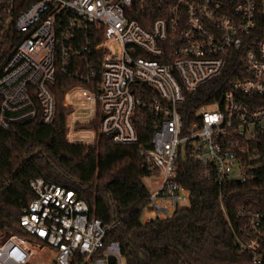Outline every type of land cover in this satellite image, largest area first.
<instances>
[{
	"label": "built area",
	"instance_id": "1",
	"mask_svg": "<svg viewBox=\"0 0 264 264\" xmlns=\"http://www.w3.org/2000/svg\"><path fill=\"white\" fill-rule=\"evenodd\" d=\"M14 3L0 1L8 15ZM14 26L23 38L0 74V128L38 113L44 124L54 121L58 69L97 79L96 91H83L99 108L102 135L131 145L139 124L153 130L143 155L157 173L144 177L143 221L190 205L176 179L182 157L219 185L247 183L264 167V0H33ZM229 68L227 90L185 125L186 97ZM29 187L33 198L19 222L35 241L2 238L0 264H125L120 243L108 239L116 223L91 217L74 190L41 177ZM235 223L239 252L264 264V210L242 207Z\"/></svg>",
	"mask_w": 264,
	"mask_h": 264
},
{
	"label": "trees",
	"instance_id": "2",
	"mask_svg": "<svg viewBox=\"0 0 264 264\" xmlns=\"http://www.w3.org/2000/svg\"><path fill=\"white\" fill-rule=\"evenodd\" d=\"M31 2L15 0L10 15L0 4V74L10 52L23 38L15 29V18ZM6 18L10 20L3 26L1 21ZM230 70L203 86L197 97H186L181 111L185 125L194 120L199 106L223 95L231 80ZM96 81L82 82L58 69L51 85L56 103L54 121L44 124L38 113L31 123L0 128V237L16 235L35 241L19 220L21 208L33 198L29 182L41 177L74 190L88 203L91 217L117 224L108 239L120 243L125 264H251L236 247L229 223L236 226L242 207L264 210V167L247 183L219 185L213 177L205 176L195 161L182 157L176 179L190 192V205L177 208L172 217L143 221L141 210L149 199L144 177L157 173L143 155L152 147L151 125L145 120L139 124L136 144H114L99 131L97 106L91 121L76 124V129L94 131L95 141L89 143L90 132L71 131L68 135L67 116L72 111L66 105L68 91L71 103L83 101L85 96L91 102L84 91H96ZM78 115V111L73 113L69 123Z\"/></svg>",
	"mask_w": 264,
	"mask_h": 264
},
{
	"label": "crops",
	"instance_id": "3",
	"mask_svg": "<svg viewBox=\"0 0 264 264\" xmlns=\"http://www.w3.org/2000/svg\"><path fill=\"white\" fill-rule=\"evenodd\" d=\"M69 92L70 91H68V93ZM68 93H67V96H68ZM85 95H86V93H85ZM67 96H66V105L72 108V111L67 116L68 135L70 134L71 131H73V132H76V131L90 132L92 139L89 143H93L96 139V133L94 131L87 130V129H76L77 123H87V122L91 121L96 116V107H95V104H94L92 97H90L91 102L89 101V98L87 96H85V97H83L84 102L79 100V99H76L73 101V103H71L68 101ZM87 110L89 113L85 115V113H83V112H87ZM77 111L79 113L78 117H74L73 119H71L72 121H70V123H69L68 120H69L70 116ZM68 141L71 143H79V142H75V141H70L69 139H68Z\"/></svg>",
	"mask_w": 264,
	"mask_h": 264
},
{
	"label": "rangeland",
	"instance_id": "4",
	"mask_svg": "<svg viewBox=\"0 0 264 264\" xmlns=\"http://www.w3.org/2000/svg\"><path fill=\"white\" fill-rule=\"evenodd\" d=\"M19 237V236H18ZM19 238H21V237H19ZM2 238L0 237V240H1ZM22 239H24V238H22ZM32 252H34V253H36L37 255H38V248L37 247H35V248H32Z\"/></svg>",
	"mask_w": 264,
	"mask_h": 264
},
{
	"label": "bare ground",
	"instance_id": "5",
	"mask_svg": "<svg viewBox=\"0 0 264 264\" xmlns=\"http://www.w3.org/2000/svg\"><path fill=\"white\" fill-rule=\"evenodd\" d=\"M35 248V247H34Z\"/></svg>",
	"mask_w": 264,
	"mask_h": 264
}]
</instances>
